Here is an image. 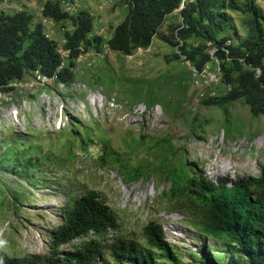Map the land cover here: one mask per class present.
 <instances>
[{
  "label": "rangeland",
  "instance_id": "374dc122",
  "mask_svg": "<svg viewBox=\"0 0 264 264\" xmlns=\"http://www.w3.org/2000/svg\"><path fill=\"white\" fill-rule=\"evenodd\" d=\"M46 1L3 0L0 12L29 13L61 48L73 25L45 24ZM77 1L94 15L91 38L109 40L128 14L119 0ZM257 4L264 12V0ZM227 13L233 26L220 38L229 36L230 45L241 48L249 36L247 18ZM178 23L177 15L169 17L159 34ZM172 43L156 37L149 49L132 56L112 52L101 65L77 72L69 86L32 74L11 93H0V252L48 254L67 199L90 190L119 216L120 236L144 245V228L154 222L180 264H201L205 250L225 264V249L172 210L169 170L216 184L258 178L264 168V117H254L242 100L222 109L206 106L225 97L227 87L197 84L186 63L175 58L179 45ZM104 157L106 166L100 162ZM30 160L36 168L27 167ZM221 167L227 172L219 174Z\"/></svg>",
  "mask_w": 264,
  "mask_h": 264
},
{
  "label": "trees",
  "instance_id": "16d2710c",
  "mask_svg": "<svg viewBox=\"0 0 264 264\" xmlns=\"http://www.w3.org/2000/svg\"><path fill=\"white\" fill-rule=\"evenodd\" d=\"M64 1L77 0H48L42 17L43 21L55 25L64 21L72 23L73 31L65 33L62 46L70 51L72 58L82 52L101 51L105 44L113 53L132 56L139 50L149 49L159 37L168 44L174 41L181 54L202 70L212 62L210 50L216 49L222 85L228 91L225 97L210 99L205 105L222 109L242 100L254 117H264V12L257 0H245L243 4L238 0H194L182 11L183 21L168 26L167 35L159 31L169 17L176 15L181 0H119L128 14L113 29L109 40L101 36L91 38L96 24L94 15L82 8L68 13L64 10ZM228 11L240 12L247 18L249 36L241 48L226 45L231 41L229 36L220 38L222 32L233 26ZM43 24L35 25L33 16L25 11L13 15L0 12V93H11L16 90L14 84L24 83L32 74L66 86L74 83L77 75L71 69L74 63L60 70L63 60L59 45L49 37ZM175 58L182 59L178 54ZM257 69L261 71L259 76ZM145 104L147 109L153 108L149 101ZM107 156H115L113 159L122 163L115 152H107ZM106 157L100 160L103 166H106ZM37 165L31 160L27 163V167ZM179 171L169 170L172 210L187 217L217 249L220 246L225 249L224 254L229 257L225 264H264V168L258 178L219 184L203 175L183 173L181 176ZM121 225L105 197L86 190L80 196L67 199L62 208V222L51 232L48 254L0 252V264H113L108 257L116 264L181 263L161 226L152 222L144 228L143 245L120 236ZM203 254L206 257L200 259L201 264H217L208 251Z\"/></svg>",
  "mask_w": 264,
  "mask_h": 264
},
{
  "label": "built area",
  "instance_id": "2783aa9c",
  "mask_svg": "<svg viewBox=\"0 0 264 264\" xmlns=\"http://www.w3.org/2000/svg\"><path fill=\"white\" fill-rule=\"evenodd\" d=\"M193 2L194 0H181L179 8L175 11V14L179 17V22L183 21V19L181 18L182 11L186 10V8ZM63 7L64 10L68 13H75L82 8L78 1H64ZM44 22L45 24L53 25V23L49 21ZM226 45H230V42H228ZM223 50L226 52L227 55L229 54V51L226 50L225 47L223 48ZM216 51V49L210 50L209 54L211 55L212 62L206 65L202 70H199L197 67H195L194 64L188 61L187 58L181 54L179 48L178 55H180L182 60L188 66L189 73L197 84L208 83L217 86L220 84L222 85V71L220 62L215 55ZM58 52L62 56L63 60L60 70L70 68V62H73L74 66L71 69L76 72H79L83 68L92 69L95 68L97 65H101V63L112 53L110 47L107 44L103 46V49L101 51L93 50L90 52H82L75 58H72L70 55V51L64 50L63 47H59ZM228 60L230 59L228 58ZM256 73L257 76H259L261 74V71L257 69ZM22 84L23 83H16L13 86L15 88H19Z\"/></svg>",
  "mask_w": 264,
  "mask_h": 264
},
{
  "label": "bare ground",
  "instance_id": "6f19581e",
  "mask_svg": "<svg viewBox=\"0 0 264 264\" xmlns=\"http://www.w3.org/2000/svg\"><path fill=\"white\" fill-rule=\"evenodd\" d=\"M14 114H15V113H14ZM14 119H15V118H14ZM218 172H219V174H223V173H226L227 170H226L225 168H222V167H221V169H219ZM143 193H145V192H143ZM146 194H147V193H145L144 195L139 194V197H140V196H145ZM139 197H138V198H139Z\"/></svg>",
  "mask_w": 264,
  "mask_h": 264
},
{
  "label": "crops",
  "instance_id": "0c3cea01",
  "mask_svg": "<svg viewBox=\"0 0 264 264\" xmlns=\"http://www.w3.org/2000/svg\"><path fill=\"white\" fill-rule=\"evenodd\" d=\"M111 38V37H110Z\"/></svg>",
  "mask_w": 264,
  "mask_h": 264
}]
</instances>
